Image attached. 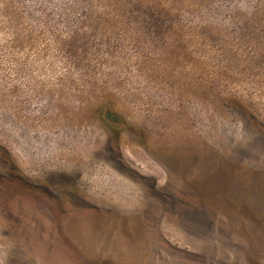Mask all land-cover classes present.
I'll use <instances>...</instances> for the list:
<instances>
[{
	"label": "rangeland",
	"instance_id": "374dc122",
	"mask_svg": "<svg viewBox=\"0 0 264 264\" xmlns=\"http://www.w3.org/2000/svg\"><path fill=\"white\" fill-rule=\"evenodd\" d=\"M0 264H264V0H0Z\"/></svg>",
	"mask_w": 264,
	"mask_h": 264
},
{
	"label": "trees",
	"instance_id": "16d2710c",
	"mask_svg": "<svg viewBox=\"0 0 264 264\" xmlns=\"http://www.w3.org/2000/svg\"><path fill=\"white\" fill-rule=\"evenodd\" d=\"M108 116H111L110 114H108Z\"/></svg>",
	"mask_w": 264,
	"mask_h": 264
}]
</instances>
